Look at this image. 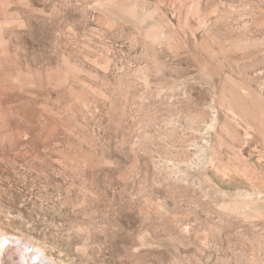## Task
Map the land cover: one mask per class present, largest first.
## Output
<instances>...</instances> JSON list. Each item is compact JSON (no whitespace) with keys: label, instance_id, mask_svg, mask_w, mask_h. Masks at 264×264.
Masks as SVG:
<instances>
[{"label":"rangeland","instance_id":"374dc122","mask_svg":"<svg viewBox=\"0 0 264 264\" xmlns=\"http://www.w3.org/2000/svg\"><path fill=\"white\" fill-rule=\"evenodd\" d=\"M0 264H264V0H0Z\"/></svg>","mask_w":264,"mask_h":264},{"label":"bare ground","instance_id":"6f19581e","mask_svg":"<svg viewBox=\"0 0 264 264\" xmlns=\"http://www.w3.org/2000/svg\"><path fill=\"white\" fill-rule=\"evenodd\" d=\"M4 242H6V241H4ZM6 243H7V242H6ZM8 247H9V246H8ZM21 252H22V251H21ZM21 252H20V253H21ZM23 252H24V251H23ZM25 253H26V252H25ZM25 253H24V254H25ZM30 255H31V254H30ZM30 255H29V256H30ZM27 257H28V256H27ZM25 258H26V256H25ZM26 259H27V258H26Z\"/></svg>","mask_w":264,"mask_h":264}]
</instances>
